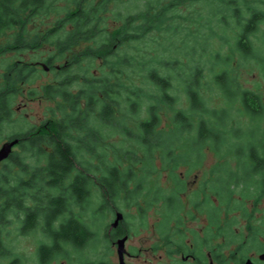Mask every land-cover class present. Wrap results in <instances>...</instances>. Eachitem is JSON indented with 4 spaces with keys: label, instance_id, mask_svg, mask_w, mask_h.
<instances>
[{
    "label": "trees",
    "instance_id": "1",
    "mask_svg": "<svg viewBox=\"0 0 264 264\" xmlns=\"http://www.w3.org/2000/svg\"><path fill=\"white\" fill-rule=\"evenodd\" d=\"M128 1L67 0L57 6V0H0V39L11 31L20 50L28 46L30 23L53 9L62 15L45 41L58 48L51 63L65 59L51 82L30 92L57 99L45 132L23 133V158L10 159L12 165L0 170V264H22L5 237L13 222L20 224L21 235H44L47 241L38 243L36 253L39 264H49L96 242L98 233L85 216L121 211L119 200L142 208L140 216L162 202L161 228L168 231L173 223L179 231L187 184L178 171L200 169L207 150L235 161L233 167L216 166L210 190L222 202L245 206L264 182V128H251L264 117V97L244 89L234 74L239 56L256 61L264 75V0H131L138 1L135 11ZM118 2L127 4L115 19L109 6ZM182 8L196 11L206 28L200 40H190L188 50L197 59L182 60L186 37L176 47L178 22L186 17ZM109 19L121 23L115 34L107 32ZM155 33L162 37H153L157 48L139 49ZM81 42L91 45L74 60L68 53ZM119 46L125 49L118 51ZM160 48V54L151 55ZM36 75L34 66L18 63L6 75L7 85L16 87ZM6 86L0 88V108L15 93ZM207 90L224 104H210ZM236 108L248 117L250 128L231 125ZM164 172L172 188L154 184ZM239 186L247 194L236 200L231 194ZM190 199L201 208L200 191ZM207 205L213 208L210 199Z\"/></svg>",
    "mask_w": 264,
    "mask_h": 264
},
{
    "label": "rangeland",
    "instance_id": "2",
    "mask_svg": "<svg viewBox=\"0 0 264 264\" xmlns=\"http://www.w3.org/2000/svg\"><path fill=\"white\" fill-rule=\"evenodd\" d=\"M67 0H57V6L65 4ZM138 2V1H137ZM137 2L129 0L127 3L128 5H132L133 7L130 10H138L139 7L136 4ZM127 3H121L118 5L110 4L108 13L109 16L117 19L115 14L118 11H122L121 7L126 8ZM126 10V9H125ZM184 11V15H186L185 19L181 20L180 23L181 32L178 33L177 40L179 41L176 45L180 46L182 37H186L187 43L185 42L181 48L183 49L182 53L186 55H182V60H186L187 58L197 59L196 56H192L190 52L189 46L191 38L197 36V40H200L201 35H203L206 28H204L203 21L197 18L196 11H187L185 8H182ZM47 15V16H46ZM194 16V17H192ZM62 15H59L54 9L49 12H44L40 18H37L33 23L28 25L29 34L27 39L24 41V44H28L26 48L20 50L18 44L13 43L14 40L13 33L8 31V33L4 34L0 39V88L4 87L8 84L6 79V75L9 76L12 73L13 66L17 65L18 63H27L28 65L34 64L37 61L44 62L45 64H51V59L55 58L58 55V48L55 47L54 44L50 42V40L45 41V37L49 34V32L57 27L56 21L60 19ZM114 19H109L107 25V32L110 34H115L117 30L121 27V23ZM262 34H258L257 38L259 39ZM147 42L143 43L140 42L138 47L139 49L147 48V51L151 52L150 47H146L147 44L157 48L159 40L157 42L154 41L153 37L162 38L159 33H155L154 35H148ZM88 45H91V42H81L80 44L75 47L72 52H69V56L72 55L74 60L77 59V54H81L83 51L88 50ZM93 45V44H92ZM226 47V46H225ZM118 51H122L125 49V46H119L116 48ZM225 51L227 49H224ZM189 51V53H188ZM161 48L158 51L151 53L154 55L155 53L160 54ZM172 56H175V53H172ZM76 58V59H75ZM65 63V59L59 60L54 59L52 61V65H54L53 70L50 72H45L41 66L35 67L37 69V75L34 79H30V81L25 83H20L16 87L14 86H6L5 89L11 90L15 88V93L12 94L10 97V104L12 108V116L11 121H3L0 125V147L5 142V140L13 135H19V133H23L29 130V128H34V131L45 132L44 128L46 129L48 125V119L51 117V113L49 112V108L51 106H55L57 99H51L47 96H44L40 93H36V95L32 96L30 94L31 91L35 89H39L40 86L51 82L56 75V65H63ZM101 63V59H97L96 64L99 66ZM234 66L236 67L234 74L237 75V78L244 89L253 90L259 94H262L264 97V75L261 71L260 65L256 61H244L239 56H236L234 61ZM76 66H74L73 70L76 71ZM206 96L209 99L210 104L215 106H221L224 104V100L220 99L219 97L211 96L209 90H207ZM216 94V92H212ZM184 99V97H182ZM231 125H238L241 124L244 128H250V120H248L247 116L244 114H240V112L236 108V113L231 114ZM47 123V124H46ZM251 128L258 130L264 128V117L260 118L259 121H256ZM23 148L21 146H17L14 148L12 158L19 159V157L23 158ZM11 158V160H12ZM8 161L6 163L1 164L0 170L4 169L6 165H12L11 162ZM30 162H33V159H27ZM15 161V160H14ZM228 160L223 159L220 155H217L212 150H207L205 154V158L203 159L202 166L200 169H194L191 173H189V168L186 166H182L179 169V173L185 180L187 184V190L182 195L184 197V209L183 213H181L184 224L180 227L182 230H202L203 226L208 224L206 213H200L198 208L193 206L192 194L196 191H201L202 193H210V185L211 182L214 180L215 174L217 173L216 166L217 163H229ZM231 167L235 165V161L232 160L230 163ZM154 184H160L166 188H172L173 183L169 178L168 174L164 172V174L160 177H156L153 179ZM94 194L99 195L97 187L94 189ZM212 195V193H210ZM203 197V196H202ZM99 198V197H98ZM238 198V197H237ZM239 199V198H238ZM96 203L94 204L95 207H98L99 201L96 199ZM101 202V201H100ZM144 201L140 203L143 204ZM213 202L218 207V212L220 214L219 219L220 223L224 224L225 222H240L243 223L241 217H243L242 213H238L233 209L232 202H222L219 201L215 196H213ZM119 209L127 214L129 217L128 222L131 224L132 233L131 239L127 242V247L130 250H133L136 253H139L142 256L149 257L151 255L154 256L155 260L160 258V255H164L165 251L163 248H158L155 252V255L151 252V246L154 244L158 245V233H162L156 225H161L162 221L164 220L163 215L161 212L164 211V207H162V202L155 203L150 208H148V214L144 218H140L137 215V210L135 209L138 205L129 204L126 201L119 200L118 204ZM145 206V204H143ZM220 205V206H219ZM251 202L248 201L245 206H250ZM187 210L192 211L193 216L191 217ZM86 222L92 228V231H97L98 238L96 242L89 243L85 249L80 250V252H73L70 254V259L58 257L52 260L49 264H82L81 261L83 260H98L99 258L103 257V255H107L108 258L113 262V264H117V250L116 247H111L110 243H106L104 240L103 230L106 224H110L113 222L115 218V213L113 211L110 212L107 209L104 214L99 215L97 214L95 217L89 216L87 214L85 216ZM144 219L143 222L140 220ZM243 221V222H242ZM20 224L18 222H13L12 226L9 228V233L5 234V237L8 236L9 241L12 243V248L15 250L17 254L20 255L22 264H39L38 256H37V246L40 241H47L44 235L39 232L35 231L28 235H21L18 231V227ZM176 230V226L172 223L170 225L169 231ZM203 235L205 230H202ZM68 249H71L70 247ZM140 257V258H141ZM144 257V258H145ZM87 258V259H86ZM143 259V258H141ZM131 261H136V259H131ZM4 264H8L9 260H3ZM157 263H159L157 261ZM159 264H162L159 263Z\"/></svg>",
    "mask_w": 264,
    "mask_h": 264
},
{
    "label": "flooded vegetation",
    "instance_id": "3",
    "mask_svg": "<svg viewBox=\"0 0 264 264\" xmlns=\"http://www.w3.org/2000/svg\"><path fill=\"white\" fill-rule=\"evenodd\" d=\"M43 63L44 62L37 61L34 64H30V66H41L45 72H50L54 67L52 63H47L46 65H48L49 69H45L42 66ZM60 67V65H56L55 68L58 70ZM12 114L11 104H6L0 108V125L3 121L10 122ZM30 130L33 131L30 132ZM33 132H35L34 128H29L28 131L23 133L30 134ZM23 133H19L20 136L13 135L5 140V142H7L19 138V142L13 146L9 157L1 161L0 166L12 158L15 147H22V141L25 138L21 136ZM241 188L242 186H239L236 191L231 194L236 200L238 198V200L244 198L245 194H247L246 192H241ZM256 189L257 195L248 196V198L244 200L245 204L250 201V206L233 207L235 211L242 213L240 215L243 217H241L240 220L243 218L244 222L230 221L224 224L220 223L218 204L216 205L213 202V196L219 199V201H221V196L212 192V190L210 191L212 195L200 191V203L202 205L201 208H198V211L200 213H206V219L208 221V224L202 228V230H205L204 235L202 230H182L181 228L179 231L174 230L168 232L161 228L163 225L158 224L156 225V228L158 227L157 231L160 229L162 233L157 232L158 245L154 244L151 246V252L155 255L158 248L164 249L163 251H165V254L160 255V258L157 259V261L159 263L162 262V264H264V182L257 186ZM209 199L211 200L213 208L207 205V200ZM229 202L233 203V200L230 199ZM135 209L140 218L145 217L139 215L143 210L142 208L136 207ZM117 211L118 210H114L115 217ZM187 212L192 217V211L187 210ZM128 220L129 217L124 213L123 220H121L117 226H113V222H111L107 224V229L105 231L103 230V235H105L106 232L107 236V239H105L106 243H110L112 248L113 246L116 247L118 254L117 264H159L154 256H152V258L151 255L149 257H141L139 254L140 252L136 253L127 247L126 244L133 235L131 230L132 227ZM178 232H181L180 235L184 236L181 242L178 241V237L180 236ZM125 236H128L125 243L126 251L123 255V260H121L118 253L117 241ZM131 259H136V261H131ZM92 261H96L97 264H113L107 255H103V257L98 260H83L81 263L89 264ZM69 263L72 264V262Z\"/></svg>",
    "mask_w": 264,
    "mask_h": 264
},
{
    "label": "water",
    "instance_id": "4",
    "mask_svg": "<svg viewBox=\"0 0 264 264\" xmlns=\"http://www.w3.org/2000/svg\"><path fill=\"white\" fill-rule=\"evenodd\" d=\"M42 66L45 68V69H49L48 65H46L45 63L42 64ZM19 142V138H16L14 140H11V141H7L5 142L1 149H0V163L1 161L7 159L9 157V155L11 154L12 152V148L15 144H17ZM124 218V213L122 211H117L116 212V217H115V220L113 222V226H117L119 224V222L121 220H123ZM128 236H125L123 238H120L118 241H117V244H118V253L121 257V260H123V255L126 251V248H125V243H126V240H127Z\"/></svg>",
    "mask_w": 264,
    "mask_h": 264
}]
</instances>
